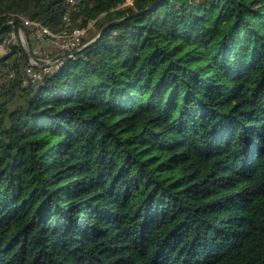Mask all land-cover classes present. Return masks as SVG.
I'll return each mask as SVG.
<instances>
[{
	"label": "trees",
	"instance_id": "1",
	"mask_svg": "<svg viewBox=\"0 0 264 264\" xmlns=\"http://www.w3.org/2000/svg\"><path fill=\"white\" fill-rule=\"evenodd\" d=\"M125 1L79 2L34 84L6 45L0 264H264V0ZM66 11L0 0V29Z\"/></svg>",
	"mask_w": 264,
	"mask_h": 264
},
{
	"label": "built area",
	"instance_id": "2",
	"mask_svg": "<svg viewBox=\"0 0 264 264\" xmlns=\"http://www.w3.org/2000/svg\"><path fill=\"white\" fill-rule=\"evenodd\" d=\"M82 0H65L67 11L63 17V20L66 22L65 26L57 30H51L49 27L43 25L38 21H32L25 19L22 16H18V19L21 21L24 27L28 28L30 31L31 41H27L25 35L21 32L18 36L14 33L10 41L5 42L6 45L9 42L26 45L31 55L40 60L39 63L30 60L28 64L25 65L23 71V77L25 78V83H36L42 80L43 76L49 74L54 68L53 64H56L58 61L49 62L50 59L43 58V52L41 51L40 44L49 45L54 51L57 52L56 55L62 53H72L81 46V39L86 34V28H81L78 26L70 25L71 23V13L74 11L76 5ZM34 41V43H32ZM38 45L39 47H36ZM55 55V56H56ZM1 58V57H0ZM5 68L4 71L0 72V77L4 82L11 80L15 76V68L13 67V60H6L4 62Z\"/></svg>",
	"mask_w": 264,
	"mask_h": 264
},
{
	"label": "water",
	"instance_id": "3",
	"mask_svg": "<svg viewBox=\"0 0 264 264\" xmlns=\"http://www.w3.org/2000/svg\"><path fill=\"white\" fill-rule=\"evenodd\" d=\"M136 15H137V14H134V15H132V16L125 17L124 19H126V18H130V17H133V16H136ZM124 19H122V20H124ZM4 27H12V28L14 29V33H15L17 36L21 33V30L18 28V26H16L15 22H9V23L5 24V25L0 29V31H1ZM103 30H104V28L99 32V35H98V36H101V35H102ZM19 46H20L21 52H22V54H23V57L25 58V60H26V62H27L26 64H28L30 60H33V61H35V62H37V63L40 62V60L34 58V57L31 55V52H30L29 48H28L26 45H19ZM83 48H84V46H83L82 48H79V49L73 51L72 53H62V54H58V55L54 56L52 59H50L49 62L58 61V60H61V59L66 58V57L74 56V55L78 52V50L83 49Z\"/></svg>",
	"mask_w": 264,
	"mask_h": 264
},
{
	"label": "rangeland",
	"instance_id": "4",
	"mask_svg": "<svg viewBox=\"0 0 264 264\" xmlns=\"http://www.w3.org/2000/svg\"><path fill=\"white\" fill-rule=\"evenodd\" d=\"M131 3V0H126L125 3L123 4V6H126L128 4ZM81 22V19H78L76 22H74V26H77L79 23ZM92 23L93 22H89L88 24V28L86 30V36L88 35V32H89V29L91 31H93V27H92ZM70 25H72V23H70ZM23 33V32H22ZM5 46V43H2L0 44V57L4 56L7 51H6V48L4 47ZM36 47H39L38 45H36ZM51 47L49 46H46L45 48H41V51L43 52V58L45 59H52L53 56H55L57 54L56 51H54L52 48H51V53L49 52ZM56 64H53V67H55ZM1 68V67H0ZM4 68H5V64H4ZM53 69V68H52ZM4 70V69H3ZM1 72V71H0ZM5 84V82L2 80V77H0V87L3 86Z\"/></svg>",
	"mask_w": 264,
	"mask_h": 264
},
{
	"label": "crops",
	"instance_id": "5",
	"mask_svg": "<svg viewBox=\"0 0 264 264\" xmlns=\"http://www.w3.org/2000/svg\"><path fill=\"white\" fill-rule=\"evenodd\" d=\"M32 43H34V41H32ZM39 46H40L41 48H45L46 46H49V45H46V44H40ZM49 47H50V46H49ZM51 51H52V50H51V48H50L49 52L51 53ZM15 57H16V55H12L10 58H8V60H11V61H12ZM53 57H54V56H53ZM53 57H52V58H53ZM24 63H25V64L27 63L26 60H25V58H24Z\"/></svg>",
	"mask_w": 264,
	"mask_h": 264
}]
</instances>
